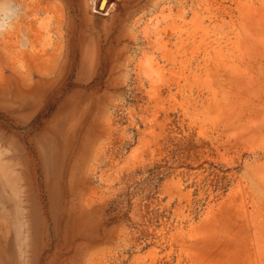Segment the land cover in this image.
I'll return each instance as SVG.
<instances>
[{
    "label": "rangeland",
    "instance_id": "374dc122",
    "mask_svg": "<svg viewBox=\"0 0 264 264\" xmlns=\"http://www.w3.org/2000/svg\"><path fill=\"white\" fill-rule=\"evenodd\" d=\"M18 3L0 264H264V0Z\"/></svg>",
    "mask_w": 264,
    "mask_h": 264
},
{
    "label": "clouds",
    "instance_id": "9594fccd",
    "mask_svg": "<svg viewBox=\"0 0 264 264\" xmlns=\"http://www.w3.org/2000/svg\"><path fill=\"white\" fill-rule=\"evenodd\" d=\"M18 0H0V33L12 30L14 21L21 15Z\"/></svg>",
    "mask_w": 264,
    "mask_h": 264
}]
</instances>
